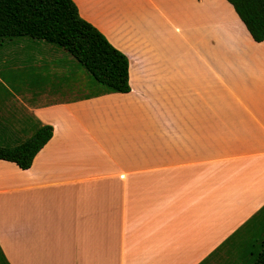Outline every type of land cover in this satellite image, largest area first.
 Listing matches in <instances>:
<instances>
[{
	"label": "crops",
	"instance_id": "obj_1",
	"mask_svg": "<svg viewBox=\"0 0 264 264\" xmlns=\"http://www.w3.org/2000/svg\"><path fill=\"white\" fill-rule=\"evenodd\" d=\"M73 2L130 91L63 95L66 50L0 38V132L53 127L0 159L1 263L236 264L213 250L264 205V40L227 0Z\"/></svg>",
	"mask_w": 264,
	"mask_h": 264
},
{
	"label": "trees",
	"instance_id": "obj_2",
	"mask_svg": "<svg viewBox=\"0 0 264 264\" xmlns=\"http://www.w3.org/2000/svg\"><path fill=\"white\" fill-rule=\"evenodd\" d=\"M254 41L264 40V0H227ZM29 37L66 50L89 72L96 89L86 98L109 92L126 93L129 59L105 35L80 16L73 0H0V38ZM53 134L50 124H38L30 135L15 145L0 146V159L21 169L31 166L37 152ZM255 223L259 226L254 231ZM252 228L254 264H264V205L213 250L220 251L241 228ZM0 264L1 259H0ZM4 264H8L5 262Z\"/></svg>",
	"mask_w": 264,
	"mask_h": 264
},
{
	"label": "rangeland",
	"instance_id": "obj_3",
	"mask_svg": "<svg viewBox=\"0 0 264 264\" xmlns=\"http://www.w3.org/2000/svg\"><path fill=\"white\" fill-rule=\"evenodd\" d=\"M55 47H59L54 45ZM72 62H67V58L65 57L64 66L62 68V72L60 76H56L58 82H55L53 85H46V87H50L52 89H61L63 95L69 93V95L75 96L83 93H92L96 89L95 81L92 75L87 72L84 67L77 62V60L72 57ZM9 129V128H5ZM26 134L21 132L12 133L9 130L0 132V146H9L14 144L16 141H22ZM257 223H255V227ZM258 225L254 231L259 230ZM246 228H241L240 231L235 235L234 238L230 240L228 245H231L226 250L233 251L234 257L233 260L236 264H254V257H252L250 251H253V240L255 239V235L253 233V229L250 227L247 230ZM232 243V244H230ZM226 244V245H227Z\"/></svg>",
	"mask_w": 264,
	"mask_h": 264
}]
</instances>
